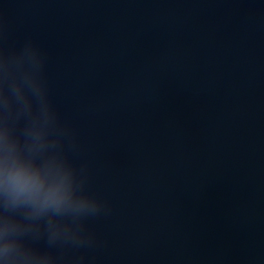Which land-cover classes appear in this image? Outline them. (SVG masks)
<instances>
[{
	"label": "water",
	"instance_id": "95a60500",
	"mask_svg": "<svg viewBox=\"0 0 264 264\" xmlns=\"http://www.w3.org/2000/svg\"><path fill=\"white\" fill-rule=\"evenodd\" d=\"M77 130L93 264H264V0H0Z\"/></svg>",
	"mask_w": 264,
	"mask_h": 264
},
{
	"label": "clouds",
	"instance_id": "9594fccd",
	"mask_svg": "<svg viewBox=\"0 0 264 264\" xmlns=\"http://www.w3.org/2000/svg\"><path fill=\"white\" fill-rule=\"evenodd\" d=\"M0 13V264H93L90 222L112 213L91 190L75 127L54 103L47 54L9 44Z\"/></svg>",
	"mask_w": 264,
	"mask_h": 264
}]
</instances>
